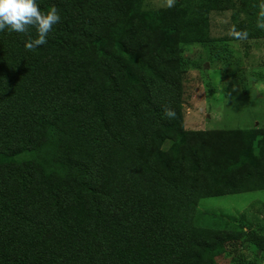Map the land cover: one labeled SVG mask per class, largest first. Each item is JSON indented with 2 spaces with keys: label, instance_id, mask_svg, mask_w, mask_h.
<instances>
[{
  "label": "trees",
  "instance_id": "1",
  "mask_svg": "<svg viewBox=\"0 0 264 264\" xmlns=\"http://www.w3.org/2000/svg\"><path fill=\"white\" fill-rule=\"evenodd\" d=\"M262 3L243 2L248 40ZM37 4L61 16L46 44L0 31V264H258L241 253L263 257L264 234L194 217L201 198L264 189V128L183 127L181 48L155 40L179 30L175 8Z\"/></svg>",
  "mask_w": 264,
  "mask_h": 264
},
{
  "label": "rangeland",
  "instance_id": "2",
  "mask_svg": "<svg viewBox=\"0 0 264 264\" xmlns=\"http://www.w3.org/2000/svg\"><path fill=\"white\" fill-rule=\"evenodd\" d=\"M244 1L175 0L169 7L167 0H144V10L175 8L180 18L177 32L159 35L155 40L178 43L181 48L185 129L264 128V38L242 42L228 34L232 25L237 27V19L245 18ZM141 18L142 14H137L136 22ZM201 38H211L212 42L202 43ZM194 221L217 230L248 229L264 234V189L201 198ZM241 255L244 260L264 264V256L251 250H243ZM217 262L242 264L230 256L220 257Z\"/></svg>",
  "mask_w": 264,
  "mask_h": 264
},
{
  "label": "clouds",
  "instance_id": "3",
  "mask_svg": "<svg viewBox=\"0 0 264 264\" xmlns=\"http://www.w3.org/2000/svg\"><path fill=\"white\" fill-rule=\"evenodd\" d=\"M174 2L175 0H167L169 7L174 6ZM60 21L61 16L55 6L42 11L37 0H0V31L8 29L25 34L28 37L25 48L28 50L46 44L48 34ZM257 27L264 30V3L260 5ZM31 29H35V38L30 34ZM228 34L237 41L249 39L248 31L239 30L235 25L230 27ZM164 115L168 119H174L176 113L170 107H165Z\"/></svg>",
  "mask_w": 264,
  "mask_h": 264
},
{
  "label": "crops",
  "instance_id": "4",
  "mask_svg": "<svg viewBox=\"0 0 264 264\" xmlns=\"http://www.w3.org/2000/svg\"><path fill=\"white\" fill-rule=\"evenodd\" d=\"M253 127H256V126H253ZM252 128V127H251Z\"/></svg>",
  "mask_w": 264,
  "mask_h": 264
}]
</instances>
